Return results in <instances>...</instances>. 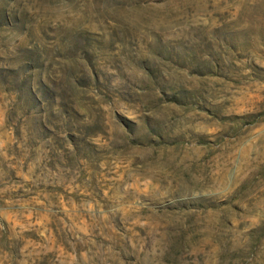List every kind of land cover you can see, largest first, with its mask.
<instances>
[{
	"label": "rangeland",
	"instance_id": "rangeland-1",
	"mask_svg": "<svg viewBox=\"0 0 264 264\" xmlns=\"http://www.w3.org/2000/svg\"><path fill=\"white\" fill-rule=\"evenodd\" d=\"M0 264H264V0H0Z\"/></svg>",
	"mask_w": 264,
	"mask_h": 264
}]
</instances>
